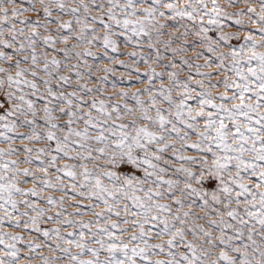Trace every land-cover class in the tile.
<instances>
[{
    "label": "rangeland",
    "instance_id": "374dc122",
    "mask_svg": "<svg viewBox=\"0 0 264 264\" xmlns=\"http://www.w3.org/2000/svg\"><path fill=\"white\" fill-rule=\"evenodd\" d=\"M0 264H264V0H0Z\"/></svg>",
    "mask_w": 264,
    "mask_h": 264
}]
</instances>
